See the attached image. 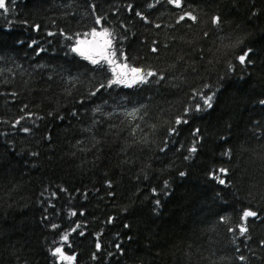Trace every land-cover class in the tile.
<instances>
[{"label": "trees", "instance_id": "trees-1", "mask_svg": "<svg viewBox=\"0 0 264 264\" xmlns=\"http://www.w3.org/2000/svg\"><path fill=\"white\" fill-rule=\"evenodd\" d=\"M6 4L0 264H264V0ZM93 29L155 75L109 86Z\"/></svg>", "mask_w": 264, "mask_h": 264}, {"label": "snow or ice", "instance_id": "snow-or-ice-1", "mask_svg": "<svg viewBox=\"0 0 264 264\" xmlns=\"http://www.w3.org/2000/svg\"><path fill=\"white\" fill-rule=\"evenodd\" d=\"M168 2L171 3V4L176 5L177 7L182 6V0H168ZM0 10L7 11L6 0H0ZM185 16H187L188 18H190L192 20H195L196 19V17L193 16V15H191V13H186L185 15H181L179 17V19L182 21V20L185 19ZM101 19L102 18L98 17L96 22L99 24L101 22ZM213 22L218 24L220 22V18L219 17H215L214 20H213ZM92 35L93 36L101 35V36L106 37L105 47L107 49H111V53H110L111 58H109L107 56L102 57V59L104 60L105 63H107L109 65H115V67H112L111 68V71L113 73V79L109 82V86H111V84L125 83V80L121 79V77L122 76H126L128 74L127 72L124 71V69H128V65L126 63L121 64L116 59V50H115V48L112 45V40L114 39V34L109 29H103V31L101 33H96V30L93 29ZM84 43H85V41H77V47H74L72 49V51L78 52L80 55L85 56V58L91 60V62L93 64L100 63V61H97L95 59H92V57L90 55H87L84 51L81 50L80 45L81 44H84ZM153 51H155V49H153ZM247 55H248V53L246 52L244 55H241V56L238 57V60H239V62L241 64H244L245 63L246 58H247ZM121 59H125L126 60V57H123L122 51H121ZM117 68L121 69V71L119 73H117ZM129 71L133 74L134 79H138L141 82H144L145 81L146 76L155 75V73H153L151 71H149L147 73H144V71L142 69H138V68H131V69H129ZM101 87H104V85H101ZM212 99H213L212 96H207V97L204 98V104L207 107H209V108L212 106ZM21 119H23V117H21ZM182 122H186V121H182L180 119H178L176 121L177 124H180ZM17 123H19V121H17ZM23 130L25 132H28L29 131V129H27V128H25ZM173 131H175V130L173 129ZM195 151H196V148H195V146H193V148L191 149V152L194 153ZM219 171L221 173H226L227 172L226 169H220ZM219 183L220 184H224L225 181L222 180V179H220L219 180ZM157 203H159V201H157ZM72 214L75 215V213H72ZM256 215H257V213L256 212H253L251 210H248V211H244L243 212V217L245 219H247L248 217L256 216ZM53 227H56V225H53ZM77 227H79V225H77ZM72 231H75V229H73ZM240 231H241V234H243L244 232L247 231V229L244 228V227H241ZM61 239H62V241H65L66 242L68 240V234H65ZM96 247L99 249L100 248V245L97 244ZM52 255L53 256H59V259L60 260H74L75 259V257L65 256L64 253H63V250H62V246L61 247H56L53 250ZM241 259H243V257H241Z\"/></svg>", "mask_w": 264, "mask_h": 264}, {"label": "rangeland", "instance_id": "rangeland-1", "mask_svg": "<svg viewBox=\"0 0 264 264\" xmlns=\"http://www.w3.org/2000/svg\"><path fill=\"white\" fill-rule=\"evenodd\" d=\"M101 32L102 31H96V33H101ZM105 40H106V37L101 36V35L93 36L92 33L78 39V41H85L84 44L80 45L81 50L84 51L87 55H90L92 59H95L97 61H104L102 57H105V56L111 58V55H110L111 49H107L105 47ZM75 46L77 47V42ZM116 59L121 64L126 63L123 59H121V56L118 55L117 53H116ZM110 66L111 68L115 67V65H110ZM129 69H131L129 65H128V69H124V71L127 72L128 74L126 76L121 77V79L125 80V83H121V84L131 85L137 82L140 83L141 82L140 80L134 79L133 74L129 71ZM120 71L121 69L117 68V73H119ZM144 73H147V72H144ZM148 77L149 76H146L145 80H147ZM63 261L67 262L70 260H63Z\"/></svg>", "mask_w": 264, "mask_h": 264}]
</instances>
